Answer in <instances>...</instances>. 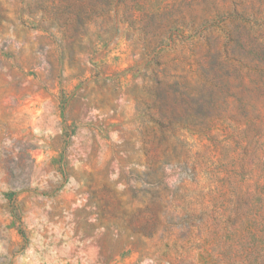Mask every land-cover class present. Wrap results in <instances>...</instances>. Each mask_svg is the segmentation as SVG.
I'll return each instance as SVG.
<instances>
[{
	"label": "rangeland",
	"instance_id": "obj_1",
	"mask_svg": "<svg viewBox=\"0 0 264 264\" xmlns=\"http://www.w3.org/2000/svg\"><path fill=\"white\" fill-rule=\"evenodd\" d=\"M0 264H264V0H0Z\"/></svg>",
	"mask_w": 264,
	"mask_h": 264
}]
</instances>
